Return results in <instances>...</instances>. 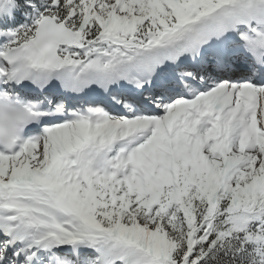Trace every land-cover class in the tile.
Wrapping results in <instances>:
<instances>
[{
    "label": "snow or ice",
    "instance_id": "obj_1",
    "mask_svg": "<svg viewBox=\"0 0 264 264\" xmlns=\"http://www.w3.org/2000/svg\"><path fill=\"white\" fill-rule=\"evenodd\" d=\"M0 264H264V0H0Z\"/></svg>",
    "mask_w": 264,
    "mask_h": 264
}]
</instances>
